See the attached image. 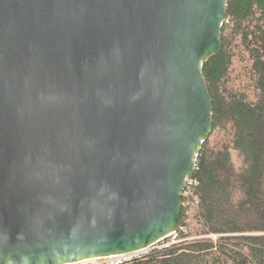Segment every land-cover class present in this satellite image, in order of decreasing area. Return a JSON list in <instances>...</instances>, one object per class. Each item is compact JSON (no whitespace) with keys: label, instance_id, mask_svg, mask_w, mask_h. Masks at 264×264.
Listing matches in <instances>:
<instances>
[{"label":"water","instance_id":"1","mask_svg":"<svg viewBox=\"0 0 264 264\" xmlns=\"http://www.w3.org/2000/svg\"><path fill=\"white\" fill-rule=\"evenodd\" d=\"M228 0H0V264L174 234L213 124Z\"/></svg>","mask_w":264,"mask_h":264},{"label":"trees","instance_id":"2","mask_svg":"<svg viewBox=\"0 0 264 264\" xmlns=\"http://www.w3.org/2000/svg\"><path fill=\"white\" fill-rule=\"evenodd\" d=\"M221 40L202 64L213 124L180 225L133 263L264 264V0H228Z\"/></svg>","mask_w":264,"mask_h":264},{"label":"rangeland","instance_id":"3","mask_svg":"<svg viewBox=\"0 0 264 264\" xmlns=\"http://www.w3.org/2000/svg\"><path fill=\"white\" fill-rule=\"evenodd\" d=\"M168 242H173L172 239H163L154 245L144 248L142 250L129 253V254H124V255H116V256H109V257H102V258H95L96 260L94 261H88V262H83V263H78V264H92V263H100V264H128L132 262L135 258L142 257L146 255L148 252H150L152 249L160 247L162 245L167 244Z\"/></svg>","mask_w":264,"mask_h":264},{"label":"built area","instance_id":"4","mask_svg":"<svg viewBox=\"0 0 264 264\" xmlns=\"http://www.w3.org/2000/svg\"><path fill=\"white\" fill-rule=\"evenodd\" d=\"M184 192L186 193V191H183V193ZM94 260H96V259L95 258L94 259H87V260H83V261H79V262H75V263H69V264H78V263H83V262H88V261H94ZM92 264H100V263H92Z\"/></svg>","mask_w":264,"mask_h":264},{"label":"flooded vegetation","instance_id":"5","mask_svg":"<svg viewBox=\"0 0 264 264\" xmlns=\"http://www.w3.org/2000/svg\"><path fill=\"white\" fill-rule=\"evenodd\" d=\"M128 264H137V263H133V262H131V263H128Z\"/></svg>","mask_w":264,"mask_h":264},{"label":"bare ground","instance_id":"6","mask_svg":"<svg viewBox=\"0 0 264 264\" xmlns=\"http://www.w3.org/2000/svg\"><path fill=\"white\" fill-rule=\"evenodd\" d=\"M83 261V260H82Z\"/></svg>","mask_w":264,"mask_h":264}]
</instances>
